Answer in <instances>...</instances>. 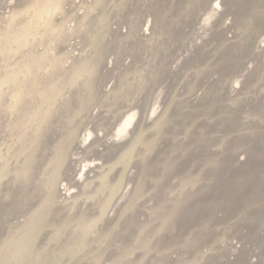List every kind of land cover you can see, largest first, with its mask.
<instances>
[{"label":"rangeland","instance_id":"obj_1","mask_svg":"<svg viewBox=\"0 0 264 264\" xmlns=\"http://www.w3.org/2000/svg\"><path fill=\"white\" fill-rule=\"evenodd\" d=\"M4 6L0 199L15 205L30 201L8 217L7 204L0 203V264H71L72 255L93 253L110 224L128 208L135 213L150 196L152 189L137 182L158 178L157 170L144 175L156 157L179 169L190 157V169L204 183L231 176L228 186L255 194L221 212L219 228L203 233L198 257L187 248L193 241L186 247L182 239L172 250L144 251L148 264H199L200 258L204 264H229L250 260L254 249L256 263L264 264V231L244 253L237 238L221 234L246 212L264 210L262 142L234 139L245 132L248 138L249 131L264 134V0H6ZM7 34L30 39L9 44L2 38ZM30 164L41 167L40 173L49 169V190L14 184L17 175L25 179ZM138 167L135 178L129 170ZM77 177L93 178L74 194ZM112 193L116 201L108 214L110 205L98 210V201ZM70 201L80 205L71 207ZM33 208L40 221L19 240L15 234L30 221ZM69 209L86 210L90 218L71 224ZM95 231L101 236L74 254L60 256L63 248L48 246L52 239L73 245ZM117 234L109 240H120ZM52 247L54 259L46 252ZM111 247L92 257L109 256ZM92 257L83 263L93 264Z\"/></svg>","mask_w":264,"mask_h":264},{"label":"bare ground","instance_id":"obj_2","mask_svg":"<svg viewBox=\"0 0 264 264\" xmlns=\"http://www.w3.org/2000/svg\"><path fill=\"white\" fill-rule=\"evenodd\" d=\"M5 1L6 0H0L1 16L3 15L2 11L5 7L4 6ZM12 18L14 19V16ZM109 33L110 32H108V35ZM2 38H4V40L7 41L9 44L10 42L11 44L12 42H16L19 44V46L22 43V41H24L23 43H27L30 39L29 36H22V35L19 36V35H11V34L4 35L2 36ZM16 43L15 45H17ZM89 83L90 82H88V86L91 85ZM49 89L50 87L48 88V91L45 89L48 94L50 91ZM50 94L48 96H50ZM200 96L201 95L199 94L198 98ZM258 113L261 114V112ZM261 119L262 121H264L263 118ZM244 123H250V122H244ZM249 132L250 133H248L249 135L248 138L245 132L244 135H240L238 137H235L234 139L239 141H243V140L246 141V139H250L251 141L252 140L261 141L262 142L261 149L262 151H264V144H263L264 134L262 133V131L257 130V132H251V131ZM181 151H183V149H181ZM99 163H100L99 159L96 160L91 164L90 169L96 168L99 165ZM36 164L41 166L42 161ZM37 165L35 166L30 164V169L27 170L26 174L24 175L25 179H22L23 177L21 175H17L16 176L17 179L14 181V184L17 186L38 185L41 186V190L44 192L49 190L51 184L45 182V179L49 178V169H47L46 173H40L41 167H38ZM191 166H193V160L190 157H188L183 162L180 169L176 168L175 165H173L172 163H166L165 161L158 159L157 157L154 160L148 161L147 169L144 171V175L147 177L151 176V174L152 173L154 174L156 170L159 171L160 174L158 178L155 180L153 177H150L149 180H144V182L140 180L139 182L140 184L137 182V185H139V187L142 188L148 187L152 189V192L145 201V203L139 206L138 209H136L135 213L133 211V208L130 209L128 208L124 218H122L118 222H116L117 220L113 221L110 224L109 228L106 230L107 232H109V235L102 238L101 241H98L99 243L95 241V243H97V246L96 247L94 246L95 243L92 246L91 249L94 250L93 253H90L88 256L86 255V252L78 256L72 255L71 264H82L83 263L82 260L84 259L85 262H88V259L86 258L92 257L94 253L96 254V251L100 252L103 250V248L105 249L109 245L112 246L111 251L114 252L109 256L106 254L101 255V258L93 256L91 259L93 260L94 258V261H92L93 264H148V260L146 258L143 259L141 257L144 251L153 253V252H158L159 250H166V248L172 250L178 244H180V241L182 239L184 241L185 246L186 243H188V241L190 240L193 241L190 247H187L188 245L186 247L189 250L190 249L195 250L193 256L198 257L197 253L199 250L197 248L202 245L201 240L204 237L203 233H205V231L207 230L214 232V229L219 228L217 227L216 222L220 221L219 217L221 212L225 209L230 210L234 208L246 196L249 198L250 197L253 198L255 193L254 192L251 193V190H249L251 188L243 187L241 188L242 190L241 189L238 190L234 185H233L234 187L228 186L229 184L232 183L230 179L231 176L225 177L224 179H220V181L219 180L210 181V184H208V182L204 183L201 174L199 172L196 173L195 171L191 170L190 169ZM217 167H219V164H215L213 169H216ZM138 169L139 167L130 168L129 170L130 175L132 173V176H134L136 174V172L134 171ZM225 172L228 173V170H226ZM68 173L71 172H68L67 169L66 174ZM54 175L55 172L51 177H53ZM136 176L137 175H135V178ZM92 178L90 179V177H85L83 180L79 181V178L77 177L78 180L76 179L73 182L74 186L72 192L74 194L80 193L82 190H84V188L87 185H91ZM56 185H57V181L54 182L52 186L53 189ZM111 188L114 190L113 193H115V191L117 190V184L115 183V185L112 186ZM228 189L232 192L234 198H231L229 196L230 191ZM235 189L238 190L239 192L238 194L236 193ZM154 191L155 193L152 196ZM85 192L83 194H85ZM113 193L106 196L105 200L98 201L97 203L98 210L103 208L102 207L103 205H105L104 207L110 205L106 207L107 210L105 211V213L108 214V211H110L109 209L113 206L112 203L116 201ZM136 193H137L136 190H134L133 192H131L130 196L133 198V196ZM246 193L250 195L248 196ZM167 195H169L168 198L166 197ZM129 198L130 197L128 196L127 199L129 200ZM7 199H3V198L0 199V203L3 205L7 204ZM26 199L27 201H25ZM26 199L19 200L18 201L19 203L17 202L16 205L13 204V201L10 199V202L7 205H5V211L7 213L6 217H8L10 214L13 215V213H15L17 209L19 208L21 209L23 205L25 206V204H27L30 201L28 197ZM70 200L72 199L70 198ZM76 205H80V203H76V201L75 202L70 201L71 207H76ZM106 208H104V210ZM34 209L35 208L32 209V215L30 221L27 222V224L22 227L20 233L15 234L17 239L23 240L24 237L29 233L28 232L29 230H27L30 229L29 226L35 225L36 223H38V221H40V216L37 214V212ZM121 210L117 209L118 212ZM80 212L81 210L67 211L68 214L67 218L71 221L70 222L71 224L74 225L81 224L86 220V218H90L86 210L85 211L83 210L82 214H79ZM259 213L262 214L250 215L251 214L250 211L246 212L245 213L246 215H244L243 217L239 216L238 221H235L233 224L227 227L223 232L222 231L217 232L218 238L215 241H213V243H211L210 249L212 250L213 248L216 247L219 239L221 238L219 234L222 232L221 234L223 237L233 236L237 238V240L240 242L239 244L241 246L240 247L241 252L244 253V252H248V250L251 251L253 248H255L254 247L255 245L250 241L253 240L254 238L256 239L257 236L264 231V210H261V212ZM106 215H102V217ZM2 218L3 219L1 221L3 222L6 221L5 215ZM208 222H211V224L209 225ZM245 229H249V233H244ZM114 233L116 234L118 233L116 236L118 235L120 236V234H122V238L118 241H113L114 240L113 238V240L110 241L109 238ZM140 235L143 237L142 238L143 240L141 242L140 241L137 242L138 241L137 237H140ZM100 236H101L100 232L98 231L86 233L81 236L83 238L75 240L73 245H70L71 243L69 242H68L69 244L65 243L66 244L65 247L63 246L61 240L52 239L51 244L50 245L48 244V246L49 247L53 246L55 249L63 248V251L60 256H67L70 254H74L77 248L82 246L84 243L93 241L94 239L96 240ZM259 236L260 238L262 237L261 235ZM57 242H59L60 244L58 245ZM53 247L50 248V250H46V252L50 251L51 254V251L53 252ZM250 254H251V259L249 258L250 260L242 261L241 259L229 264H257L256 255H258V252L254 249L250 252ZM261 254L264 253L261 252ZM50 257L54 259L53 254H51ZM205 260H206L205 258H200L199 264H204Z\"/></svg>","mask_w":264,"mask_h":264}]
</instances>
